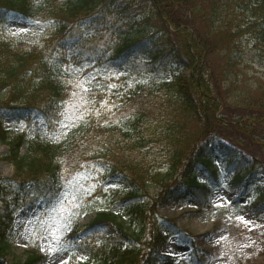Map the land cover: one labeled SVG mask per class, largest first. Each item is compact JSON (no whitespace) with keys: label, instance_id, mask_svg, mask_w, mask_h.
Instances as JSON below:
<instances>
[{"label":"trees","instance_id":"obj_1","mask_svg":"<svg viewBox=\"0 0 264 264\" xmlns=\"http://www.w3.org/2000/svg\"><path fill=\"white\" fill-rule=\"evenodd\" d=\"M31 7L29 0H0V20L12 13L28 17ZM46 10L56 25L42 48L23 51L0 39V91L10 87L8 100L0 103V139L10 150L0 161L15 168L13 179L0 177V256L15 212L23 205L49 206L62 191L57 147L36 144L23 154L24 135L7 141L2 126L5 118L58 125L67 96L51 62L127 64L134 73H141L136 66L151 73L154 80L120 94V123H111L106 132L89 131L83 149L75 140L68 147L70 154L79 149L101 153L107 172L126 185L123 202L131 221L147 216L140 198L153 183L167 202L191 198L209 205L210 189L198 170L204 167L217 180V157L234 187L247 190L264 172V83L235 94L244 64L243 36L252 38L264 60V0H47ZM167 164L172 173L184 169L185 178L168 183L172 173L161 172ZM253 209L257 216L264 214L263 205ZM130 228L118 213L102 210L83 232L67 238L84 236L89 258L81 264H140L143 259L155 264L158 256L144 253L143 237ZM165 230L151 233L147 246L157 250L178 232L174 223ZM181 237L191 239L186 232ZM197 251L194 246L192 264H203ZM41 260L33 253L12 264Z\"/></svg>","mask_w":264,"mask_h":264},{"label":"rangeland","instance_id":"obj_2","mask_svg":"<svg viewBox=\"0 0 264 264\" xmlns=\"http://www.w3.org/2000/svg\"><path fill=\"white\" fill-rule=\"evenodd\" d=\"M57 1L68 4L70 0ZM29 2L32 7L28 17L13 14L6 22L0 21V39L23 51L42 48L45 38L53 33L56 25L49 19L47 0ZM241 43L244 64L236 95L245 86L252 88L264 83V60L259 50L255 49L250 36H243ZM46 55L49 59L52 56L50 51ZM50 66L64 85L67 96L59 106L58 125L51 127L43 120L30 124L9 118L3 119L2 125L7 130V141L24 135L23 154L36 144L57 147L55 156L60 164L62 191L49 206L33 210L22 207L17 211L0 264L23 262L33 252L44 256L40 264H80L89 258L84 236L64 239L69 232H83L102 210L118 213L127 225L136 230L138 237H143L139 245L144 253L159 255L155 264H192L190 254L194 245L205 257L203 264H264V214L257 216L253 210V205L264 207V172L258 173L256 182L246 194H242L240 189L230 184L221 158L217 157L215 166L220 170L217 183L211 180L204 167L198 173L200 180L211 187L210 205L198 206L191 198L167 202L159 196L161 186L153 183L140 198L147 216L133 222L123 202L126 189L123 180L107 172L101 164L99 151L85 152L81 149L86 147L83 137L89 131L106 132L111 123L121 122L117 110L120 94L139 83L154 80L151 73H144L141 66H136V69L141 68V73H134L132 70L135 68L127 64L93 66L91 63L78 65L59 60L51 62ZM31 77L29 85L34 84ZM7 88L0 91V103L9 98L10 87ZM72 140L81 144V149L70 154L68 147ZM8 152V142L0 139V155ZM170 169L167 164L161 172L167 177L173 171ZM0 176L13 179L14 166L1 161ZM184 178L185 170L180 168L166 181L173 185ZM238 197L241 198L236 203ZM144 220L147 224L142 222ZM168 222H173L180 231L157 250L147 246L149 235L159 227L166 231L164 228ZM110 231L115 229H108L107 233ZM184 232L191 235L189 241L181 237ZM144 260L140 264H148Z\"/></svg>","mask_w":264,"mask_h":264}]
</instances>
